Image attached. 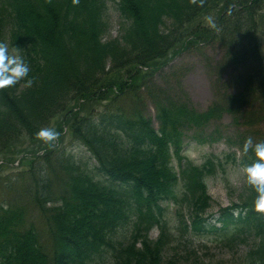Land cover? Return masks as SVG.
Returning <instances> with one entry per match:
<instances>
[{
	"label": "trees",
	"instance_id": "trees-1",
	"mask_svg": "<svg viewBox=\"0 0 264 264\" xmlns=\"http://www.w3.org/2000/svg\"><path fill=\"white\" fill-rule=\"evenodd\" d=\"M110 1L121 18L116 37ZM0 8V41L10 31L12 48L30 66L27 77L0 88V155L7 148L12 156L29 152L53 118L74 114L75 101L111 91H133L135 99L98 118L57 123L59 132L70 124L96 161L81 163L55 148L36 158L39 167L23 191L44 229L37 214L26 218L19 189L9 184L10 199L3 193L0 201V264H94L101 253L110 264H210L204 259L212 250L225 257L218 264H264V211L255 207V187L246 179L240 202L211 213L208 180L226 166L188 161L176 170L172 160L184 138L200 140L199 132L222 117L223 105L199 112L184 93L154 78L184 50L218 44L223 56L215 69L242 86L231 100L242 108L250 91L246 98L264 114L257 39L264 0H4ZM116 70L129 75L125 82L106 83ZM242 150L243 168L259 159ZM125 225L131 239L114 240Z\"/></svg>",
	"mask_w": 264,
	"mask_h": 264
},
{
	"label": "rangeland",
	"instance_id": "rangeland-1",
	"mask_svg": "<svg viewBox=\"0 0 264 264\" xmlns=\"http://www.w3.org/2000/svg\"><path fill=\"white\" fill-rule=\"evenodd\" d=\"M111 6L112 12L110 17L114 22L113 36H116L118 34L120 18L117 11H115V3L112 2ZM215 13L217 12H212V22L216 18ZM261 39L264 45V32H261ZM203 52L209 56L211 64L220 60L222 57L221 51L217 46H207L203 49ZM201 57H203V55L200 56L198 52L191 51V49L184 52L181 56H179V60L175 62V70L178 74L175 78V83L173 76L170 78L171 84H176L173 87L179 86V90L188 95L195 108L199 111L208 108L212 102L216 100L214 93L217 91L218 93L221 92V83L213 80L214 76L211 66H206L204 60L200 61L199 59ZM117 73L111 74L108 78L110 79L109 81H113L114 79L120 81L123 78L122 74L117 75ZM261 75H264V72ZM245 103L246 106L241 108L240 102L231 103L224 100L222 104V123L214 125L211 128L212 132L215 130L219 132L218 134H215L214 137H217L218 135L227 137L229 139V144L235 146V149H231L224 141H219L213 143L209 142L205 147H202L203 150L200 152L198 149L194 148L196 145L195 143H188L187 147L190 146L189 156L197 163H201V159L204 157L212 156L214 159H219L223 163L227 164V162H233L234 157L232 154L234 151L238 153L239 157V149L242 150L243 147L245 148V141L249 136L252 137L253 144L248 146V150H254L257 142L264 141V114L259 116L258 111H256L257 101H245ZM105 105L106 101L97 99L95 102L87 103L86 110L89 111L91 106H93L95 110H98V108H103ZM232 118L235 121L232 120ZM69 140L70 137H67V141ZM67 146L78 156L77 158L86 159V155L88 154L82 146H79L77 143ZM23 148H28V145L23 144ZM8 151L9 149H6V151L3 152L5 156L10 155V152ZM1 162L2 161H0V164H2ZM4 170L2 172L0 171V185L3 181L6 182L7 178L12 177L11 174L14 173V170L10 167L6 168L5 171ZM239 171H241L240 168H228L222 170L216 177L209 180L208 195L213 201L210 211L218 210V208L226 207L227 205L232 204V202L239 201V197L242 194L241 189H243L245 185V182L243 183L241 181ZM1 191L2 188L0 187V193H2ZM119 233L120 238H123L128 233V229L124 228ZM205 258L206 259H204V261L207 263L210 262V264H218V262L225 257L222 252L212 250L210 255ZM108 261L109 255L105 253L96 260V263L106 264Z\"/></svg>",
	"mask_w": 264,
	"mask_h": 264
},
{
	"label": "clouds",
	"instance_id": "clouds-1",
	"mask_svg": "<svg viewBox=\"0 0 264 264\" xmlns=\"http://www.w3.org/2000/svg\"><path fill=\"white\" fill-rule=\"evenodd\" d=\"M209 18V23H211ZM30 72V66L23 56L9 51L8 44L0 41V88L15 84L17 81L27 77ZM28 84L32 83L28 79ZM46 141H53L59 133L53 129H41L37 134ZM253 144V139L249 136L245 141V149ZM254 151L259 157L254 163L246 165L243 173L246 174L247 182L255 187L258 193L255 199L257 210L264 211V141L257 142Z\"/></svg>",
	"mask_w": 264,
	"mask_h": 264
}]
</instances>
